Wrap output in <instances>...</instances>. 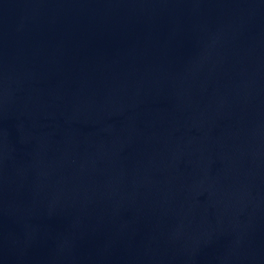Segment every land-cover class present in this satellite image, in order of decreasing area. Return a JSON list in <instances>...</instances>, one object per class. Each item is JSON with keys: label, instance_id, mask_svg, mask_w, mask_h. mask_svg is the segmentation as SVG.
<instances>
[{"label": "water", "instance_id": "1", "mask_svg": "<svg viewBox=\"0 0 264 264\" xmlns=\"http://www.w3.org/2000/svg\"><path fill=\"white\" fill-rule=\"evenodd\" d=\"M0 264H264V0H0Z\"/></svg>", "mask_w": 264, "mask_h": 264}]
</instances>
